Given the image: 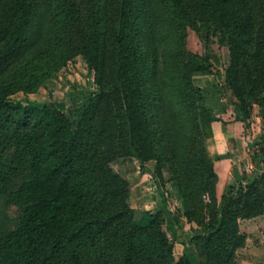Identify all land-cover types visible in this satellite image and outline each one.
I'll return each instance as SVG.
<instances>
[{
    "label": "trees",
    "instance_id": "16d2710c",
    "mask_svg": "<svg viewBox=\"0 0 264 264\" xmlns=\"http://www.w3.org/2000/svg\"><path fill=\"white\" fill-rule=\"evenodd\" d=\"M188 28L223 33L231 56L229 82L240 66L236 56L247 54L240 50H250L242 69L246 84L264 81V76L253 78L246 69L249 59L264 57V0H0V143L9 141L22 147L31 173L19 184L25 206L16 226L4 229L6 222L0 219V264H23L26 251L43 232L55 245L95 242L92 224L83 212L88 190L80 147L85 135L80 130L87 131L83 124L87 110L77 128L63 102L37 106L28 98H12L20 91L35 92L78 54L87 57L94 71L97 99L109 97L118 104L123 125L130 126V142L135 143L137 130L138 143L158 146L159 152L153 155L157 173L163 162L170 168L195 165L197 151L201 160L209 162L213 180L209 205L220 217L206 230L193 229L192 239L225 231L226 206L236 199L242 183L236 189L231 187L217 208L218 175L206 141L213 136L212 122L219 117L193 82V76L211 72V65L199 52L188 49ZM237 84L241 85L239 79ZM235 89L238 91L237 86ZM101 108L95 123L99 121V126L106 117L112 118L111 111ZM260 139L264 141V134ZM178 184L179 194L185 196L183 182ZM0 194L5 193L0 190ZM160 195L162 210L169 214L176 232L180 214L167 209L164 190ZM203 196L201 192V202ZM241 202L239 199L233 213L235 225L237 216L248 217L264 208V194L245 199L242 208ZM160 214L145 231L153 247L167 244L165 235L155 229ZM135 245L132 243L123 264H134L138 258ZM152 263L182 264L174 259L170 247L161 261L151 257ZM72 264L84 262L74 253Z\"/></svg>",
    "mask_w": 264,
    "mask_h": 264
},
{
    "label": "rangeland",
    "instance_id": "374dc122",
    "mask_svg": "<svg viewBox=\"0 0 264 264\" xmlns=\"http://www.w3.org/2000/svg\"><path fill=\"white\" fill-rule=\"evenodd\" d=\"M186 42L190 51L199 52L211 65V72L193 76L195 86L206 95V103L214 108L219 119L235 122L223 134L213 133L206 141L218 175L217 208H220L221 197L231 187L236 189L242 183L236 199L226 206L225 231L211 238L197 236L192 239L193 229L202 227L206 230L220 217V214L215 216L209 205L213 186L209 162L201 160L202 155L197 151L193 158L195 165L170 168L163 162L161 173H157V160L153 155L159 152L158 146L151 148L138 143L137 130L135 143L130 142V126L123 125L116 110L118 104L111 103L109 97L97 99L99 87L94 71L87 57L78 54L35 92L20 91L12 98H28L37 106L63 102L77 128L87 110L83 122L87 131L80 130L85 135L80 147L88 190L83 212L84 219L92 224L95 242L80 240L55 245L43 232L38 242L26 251L23 264H72L74 253L84 264H123L132 243H136L138 257L134 264H150L151 257L161 261L162 253L168 247L172 249L174 259L182 264H264V208L248 217L237 216V225L232 221L239 199H242L239 206L242 208L245 199L259 192L264 194V141L260 139L264 134V81L246 84L242 69L250 50H240L247 54L236 56L240 66L232 83L229 82V42L224 40L219 29L196 31L188 28ZM255 48H258L257 44ZM246 69L253 73V78L259 77L257 74L264 76V72L261 73L264 57L249 59ZM238 79L241 85L237 84ZM91 99L95 102H90ZM87 105L88 109H85ZM102 106L111 111L112 118L106 117L99 126V121L95 123ZM219 160H225V165L224 162L218 164L216 169L215 162ZM236 174H239V180ZM153 175L157 177L153 178ZM30 177L25 150L9 141L0 143V190L5 193L0 194V219L6 222L4 229L15 227L22 215L25 203L18 188ZM180 181L185 196L179 194ZM160 190L165 192L167 209L180 214L176 232L171 228L169 214L162 210ZM201 192L203 202L199 197ZM159 213L155 229L165 235L168 245L160 243L159 247H153L145 231Z\"/></svg>",
    "mask_w": 264,
    "mask_h": 264
},
{
    "label": "crops",
    "instance_id": "0c3cea01",
    "mask_svg": "<svg viewBox=\"0 0 264 264\" xmlns=\"http://www.w3.org/2000/svg\"><path fill=\"white\" fill-rule=\"evenodd\" d=\"M235 122H227L223 119H218L212 122V127H213V133H218L221 132L223 134V132L225 131V129L229 130V127L233 126ZM213 140V138L211 139ZM224 162L225 165V160H219L215 162V168L217 169L218 164H222Z\"/></svg>",
    "mask_w": 264,
    "mask_h": 264
},
{
    "label": "water",
    "instance_id": "95a60500",
    "mask_svg": "<svg viewBox=\"0 0 264 264\" xmlns=\"http://www.w3.org/2000/svg\"><path fill=\"white\" fill-rule=\"evenodd\" d=\"M236 179L239 180L240 179V176L239 174H236Z\"/></svg>",
    "mask_w": 264,
    "mask_h": 264
}]
</instances>
